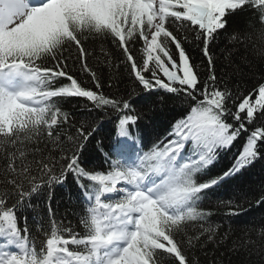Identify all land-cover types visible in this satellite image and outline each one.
Wrapping results in <instances>:
<instances>
[{
	"label": "snow or ice",
	"instance_id": "snow-or-ice-1",
	"mask_svg": "<svg viewBox=\"0 0 264 264\" xmlns=\"http://www.w3.org/2000/svg\"><path fill=\"white\" fill-rule=\"evenodd\" d=\"M222 41L264 61V0H0V264H197L186 227L207 222L202 200L264 161V70L230 85ZM97 42L106 61L105 44L119 51L135 97L104 91ZM71 99L96 115L77 126ZM134 104L176 116L160 135Z\"/></svg>",
	"mask_w": 264,
	"mask_h": 264
},
{
	"label": "trees",
	"instance_id": "trees-1",
	"mask_svg": "<svg viewBox=\"0 0 264 264\" xmlns=\"http://www.w3.org/2000/svg\"><path fill=\"white\" fill-rule=\"evenodd\" d=\"M236 25L242 26L244 17L238 16L233 21ZM226 41L219 42L214 48L216 60L217 75H224L232 84H242L250 86L254 82V77L259 76L264 70V61L257 60L256 54L251 50L246 51L243 46L234 49L229 56L222 50L226 46ZM105 50H111V55L106 57L101 52L100 43L97 42L93 50V60L95 68L105 82L104 91L116 92L120 94L140 92L138 87L132 85L127 77V72L121 64L120 53L112 48L110 44L104 45ZM191 56L196 63L201 62V55L198 50L191 49ZM111 64V67H109ZM112 78L115 87L108 88L107 83L109 78ZM118 77V79H116ZM86 103L83 99H71L64 102V110L72 114L77 126L80 121L90 120L95 113H88L83 105ZM139 111L143 113L140 121L141 128L145 124L155 120L156 131L160 135H164L161 129L168 126L169 122L176 116V111L171 105L167 108L156 106L155 111H149L147 107L139 108L134 104ZM114 114L110 113L104 117L107 122ZM112 128L111 123H106L105 129ZM155 135V132H153ZM97 139H103V135ZM235 151V149H233ZM87 152L89 155L96 156L95 142L88 145ZM231 155V154H229ZM223 163H227L225 160ZM223 163L218 164L216 169H213V174H216ZM68 189L57 187L54 189L55 204L57 201L61 203L60 211H69L68 219L75 222L74 217L70 214L74 209L66 203ZM264 193V161L257 162L253 167L249 168L242 177L228 181L219 188H214L208 191L207 196L202 200L201 207L211 215L207 218V222H192L186 227L188 236H199V240L194 243V246L189 249L190 255L197 264H262L264 262V238L260 236V229L264 227V204H257L259 196ZM231 201L234 211L239 212V215H230L229 207H226L223 202ZM42 203V201H36ZM29 215L31 222V213ZM211 226L215 229L213 238L209 240V233L201 235V228ZM255 249V250H253Z\"/></svg>",
	"mask_w": 264,
	"mask_h": 264
}]
</instances>
